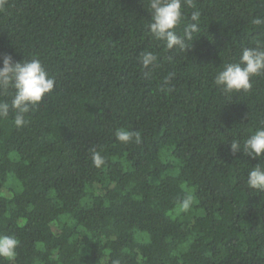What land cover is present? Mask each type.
<instances>
[{"label": "trees", "instance_id": "obj_1", "mask_svg": "<svg viewBox=\"0 0 264 264\" xmlns=\"http://www.w3.org/2000/svg\"><path fill=\"white\" fill-rule=\"evenodd\" d=\"M194 2L184 50L151 37L148 0L0 5V66L38 58L55 81L22 126L11 107L0 116V234L19 241L2 264H264V191L246 185L264 157L230 148L264 127V74L247 92L214 83L264 41L251 22L264 0ZM146 52L157 60L144 67ZM120 128L140 142L116 140Z\"/></svg>", "mask_w": 264, "mask_h": 264}, {"label": "clouds", "instance_id": "obj_2", "mask_svg": "<svg viewBox=\"0 0 264 264\" xmlns=\"http://www.w3.org/2000/svg\"><path fill=\"white\" fill-rule=\"evenodd\" d=\"M4 0H0L2 5ZM184 5L188 8H195L194 0H148V11L150 22L148 30L151 37L162 41L165 48L171 50L179 48L184 50L188 47L187 41H192L193 36L199 32L200 12L193 11L190 21L184 23L185 17L182 11ZM253 25H260L264 20L253 18ZM182 34L176 29L181 24ZM157 57L151 53H143L140 63L147 67L153 64ZM264 74V41H257L255 46H248L241 49L240 56L236 62L225 64L214 77V83L220 87L224 94L234 92H247L252 88L250 82L253 76ZM55 81L50 77L38 58L30 60L13 61L11 56L5 55L0 66V92L12 89L11 105L0 103V116H6L11 107L15 112L14 123L17 127L25 123L24 115L31 106L38 104L43 96L53 90ZM115 138L121 143H128L135 140L140 142V133L125 128L115 132ZM233 153L238 150L253 157H264V127L257 128L249 133L241 144L238 140L230 143ZM92 162L94 166L101 167L104 158L99 152H93ZM246 185L249 189L264 191V167L256 165L252 167L246 178ZM194 202V197L188 195L179 205L180 211H187ZM19 244L15 236L0 234V264L2 261H11L16 256V248ZM118 264V262H116Z\"/></svg>", "mask_w": 264, "mask_h": 264}, {"label": "rangeland", "instance_id": "obj_3", "mask_svg": "<svg viewBox=\"0 0 264 264\" xmlns=\"http://www.w3.org/2000/svg\"><path fill=\"white\" fill-rule=\"evenodd\" d=\"M165 152H166V149L163 150V152H162V157H163L164 159H168V156L165 154Z\"/></svg>", "mask_w": 264, "mask_h": 264}]
</instances>
